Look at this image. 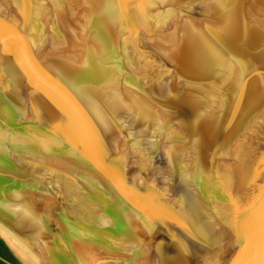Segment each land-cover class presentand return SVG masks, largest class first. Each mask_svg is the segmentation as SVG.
<instances>
[{"label":"water","instance_id":"95a60500","mask_svg":"<svg viewBox=\"0 0 264 264\" xmlns=\"http://www.w3.org/2000/svg\"><path fill=\"white\" fill-rule=\"evenodd\" d=\"M0 1V64L30 84L6 85L0 77L1 113L6 109L3 102L15 110L14 120L0 119V129L12 131L15 139L0 144L38 146V135L43 136V144H58L109 201L103 196L91 199L89 211L78 212V221L66 224L69 233H78L79 239L87 229L83 217L97 215L94 209L108 206L114 214L128 209L135 222L127 236L133 232L160 240V255H166L163 264H214L215 250H220L231 224L224 202L245 157L252 180L244 208L234 205L236 225L224 262L264 264V157L252 159L264 131V27L259 18L264 0H167L163 13L147 29L140 26L132 0H111L79 32L75 26L79 42L71 33L77 48L80 43L84 49L83 62L61 49L45 48L53 60L42 57L26 38L16 1ZM95 33L101 40H95ZM125 35L128 42L122 50L116 37ZM132 47L139 57L130 53ZM61 62L70 71L86 69L108 79V90L86 78L84 85L92 96H78V88L57 71L55 63ZM17 153L29 158L0 149V195L3 191L26 208V198L32 199L36 191L25 176L40 178L38 171L43 170L66 174L26 150ZM187 184L202 201L203 221L210 223L207 231L202 228L207 222L199 224L189 212L183 189ZM34 199L38 210L36 203L45 201ZM9 202L0 204V226L14 232L22 211ZM25 208L23 214L29 209ZM138 225L145 228L136 230ZM211 226L216 231L209 237ZM0 237L20 264H30L1 229ZM52 254L60 264H69L61 245Z\"/></svg>","mask_w":264,"mask_h":264},{"label":"bare ground","instance_id":"6f19581e","mask_svg":"<svg viewBox=\"0 0 264 264\" xmlns=\"http://www.w3.org/2000/svg\"><path fill=\"white\" fill-rule=\"evenodd\" d=\"M7 1H9V0H7ZM14 1H16L15 2V5H16L15 8L18 9L16 11L19 12V14H20V19L22 21L23 27H25L26 29L30 28L29 29L30 31L28 30L29 33H28V39L27 40L32 46H34V47L36 46L35 47L36 51L38 53H40V55L42 57L44 56L46 59H52L53 58L52 55L50 56L49 54L46 53L47 52V50H46L47 44H49L51 46L59 47L65 54L70 53L72 55V57H74V55L75 56L77 55L78 59L80 57L82 62L84 61V57H85L84 55L85 54H84L83 47L80 45V43H78V48H77L76 44H74V42H73L74 38L73 39L71 38L72 34H73V36L76 39L78 37V42L80 41L81 36L78 32L81 29V27H80V25H78L79 23L77 24L75 22L76 18L73 15L74 14L73 11L71 12L67 8V6L64 5V3H65L64 0H14ZM77 1H79V0H77ZM84 1H82V2L80 1L81 4H83ZM86 1L84 3H87ZM132 1L134 4V8H139L141 6V10H142L141 12L143 13V15L144 16L147 15L149 17L148 18V22H149L148 24L145 23V21H144V23L147 24L148 26L150 24H153L154 21H156L155 19H157L158 15H161L163 13L164 9L167 7V0H158V1L157 0H132ZM62 2H63V4H62ZM80 2H78V3H80ZM94 2H95V0H94ZM110 2H111V0H102L98 4L96 3V5L93 6V8H91L90 4H89L88 8H90L91 11L87 8V10L90 11V12H87L89 14L88 19H91L93 17V15H94L93 12H98L100 9L106 8V6L110 5L109 4ZM1 3L2 2L0 1V11L2 12V11H4V7ZM74 3H75V0H74ZM76 4L74 5V8H75V6H78ZM46 5H48V6H46ZM85 5H87V4H83V7ZM53 10H55L56 13ZM10 11H11V9H10ZM142 13H141V15H142ZM259 18H260V23L264 27V10L263 9H260ZM138 19H141V17H138ZM142 19H144V17ZM139 21H141V20H139ZM87 23H88V20L86 22V25H88ZM139 24L142 28L147 29V27L144 26L145 24L143 25L140 22H139ZM75 26L76 27L78 26V32H76ZM261 31H262V29L260 26V30L258 32V35L261 34ZM104 32H105V30H104ZM68 33H70V34H68ZM105 33L107 35L109 34L108 32H105ZM69 35H70V37H69ZM41 36H43V38L45 39L43 42L38 41L39 39H41ZM94 37L96 38L95 40H101V37L96 33L94 34ZM262 37H264L263 34H262ZM127 39L128 38L125 35V36L119 37L116 40V43L118 41L120 42L119 46L122 50L125 49V45H126L125 43L128 42ZM95 40H94V42H96ZM130 53H132V51ZM3 57H4L3 53L0 52V59H2ZM137 59H138L137 65L139 66V68L140 67L143 68V64L139 60L140 58H137ZM61 64H62V62H61ZM62 65L55 63V66H56L59 74L62 75L64 78H66L67 81H69L71 84H74L75 88L76 87L78 88V91H79L78 96L81 93H82L83 97H86L89 95L92 96L91 95L92 90L86 86L87 84L84 85V83L87 81L90 83V81L94 80V81H97L99 83L101 88H103V89L109 88L108 79L106 80L103 77L98 78L96 76H92V74L90 73L91 71H88L86 69H82L83 71H81V72L78 71V73L74 72L73 70L70 71V70H68L69 68L67 66H65L66 67L65 68L64 65L63 66ZM3 67L4 66L2 64H0V77L2 76L5 78V80L7 82L6 85L15 84V85H18L21 87L23 86L25 88H28L30 86V84L26 81V79L23 78L22 76H20L18 73H16L17 71H15L14 69H13L14 71L12 69H10V66H7V70ZM131 69L133 70V73H135L136 76L139 75L140 72L136 71L134 66ZM86 78H87V81L85 80ZM82 95H80V96H82ZM2 104L6 107V109H3L2 113H1L2 110L0 109V114L2 116V117H0V119L7 120V121L11 120V119L14 120L15 119V115H14L15 113H13V111H15V110L7 108L8 105L6 102H3ZM0 126H2L1 121H0ZM38 136H39L37 139L38 140L37 141L38 146L31 145L28 147L27 146L24 147L23 145H20L17 142L16 143L11 142V144H5V145L0 144V149H3V151H6V152L9 151L12 154H14V153L16 154L17 152H20V151L23 152L26 150L29 153V155H32L36 158H39V159H42L45 161H49L53 166H55L58 169H64L67 167V169H70L73 174H72L71 178H69L70 180L69 179L62 180V178H59L60 176H57L58 177L57 179L48 178V176H46V174H52L53 175V173L45 171V170L38 171L41 174L40 178H38V177L34 178V177L29 176V175L25 176V178L27 179V182L30 186V189L36 191V193H35V195L31 196L32 199L24 197V198H26V203L24 205L26 206V208L29 207L28 210H30V212L28 210H24V214H23V209L25 207L21 206L20 204L13 203V198L9 199V197L5 194V192H3V191L1 192L0 204L3 203L4 201L8 200V201H10L9 203H12L15 210H16V208H18V209L21 208V211H22L20 215L18 214L16 216V220L14 221L16 226H17V228H16V230H14V232H13V230L8 231L5 228H3L2 226H0L2 234L5 236V238L8 240V242L12 245V247L30 264H54V263L60 264L61 260L59 257H58L59 258V260H58L55 256H53L54 257L53 259L55 260V262H53L52 256L49 254V252H48L49 250L47 247V246H49V248L51 247L50 252L52 251V253H53L54 251L55 252L57 251V246H59V245H61L62 252L66 256V259L68 260L69 264H93V263L95 264L96 258L93 259V262H91V260L85 261L86 260L85 256L87 254L88 255L92 254V256L96 257V256H98L99 253L102 254L101 260L104 261L105 264H146V263L151 264L150 261L148 260L149 259L148 256L146 255L147 256V258H146L145 256L142 255V253H144V251H145V247L142 244L140 245V243L137 242V244L134 245V251H133V250H131L130 246H128L129 242L126 238L129 239V237L126 236V231H125V233H124V231L122 233H119V235H118L119 237L117 236L118 229H117L116 225L114 224V222L112 221V219H115L113 217H115L116 214H114L113 209L109 208L108 206H102L98 210L94 209V213L97 212L98 216H99V214H103V216H105L110 222H112V223L107 224V223H104L98 219L102 223V227H101L102 241L100 240V242L95 244L94 240H92V238H90V236L87 235V233H89V231H90L89 228L86 229L85 232L82 234V236L84 235L86 238L88 237L91 239V241H92V242H90L91 252H88L86 247L83 246V243L79 242V241H85L84 238L81 236L78 239V235H77L78 233H75L77 235V237L75 236V234L73 235V233H69V231H71V229L65 228L66 226L64 225V223H62V227H63L62 228V232H63L62 234L59 232V230H58L59 228L55 229V227H56L55 225L58 222H56L55 220H53V222H52L51 221L52 219H50V217L51 216L59 217L62 215L57 216L58 214L56 213V211L57 212H59V211L56 210V208L53 205H55V204L61 205V206L65 207L71 211L78 212L79 209L78 210L74 209L73 207H71L68 204V203H70V204H74L75 206L81 207L85 211H89V209L87 207L91 206L90 204H88L87 202H85L83 200H77L76 199V192H77L78 188H81L82 186L86 185L90 189H93V191L96 194L101 192L98 195L103 196L102 198L104 199V202L106 200V203L109 204L108 203L109 201L106 199V193H103L102 190H100L98 184L94 181L93 178H91L90 175H88L87 173L85 174L86 176H83V177H82V175H80V174H82V172L77 170V167L74 164L72 159L65 157V155L63 154L64 153L63 149H61V147L58 144H56V146H53L54 148L53 147L49 148L46 146V143L45 144L42 143L43 142V139H42L43 136H41V135H38ZM6 138H11V140H12V138L15 139L14 133L10 130L0 129V141L3 139L5 140ZM256 145H257V147L254 149V154L252 155V159L259 158L260 156L264 157V131L261 134V137L257 141ZM243 158L245 160H242V164L238 167L239 169L237 170L239 178L236 179V181L232 184V194H230L228 199H226L227 201L224 202L225 213L227 215V219L230 220V222H231V224L226 222V225L229 224L228 229H229V232L231 234L229 232H227L225 239L223 241L221 240L219 242L220 250L216 249L217 248V245H216V248H215L216 249L215 250L216 251V253H215L216 259L214 260V264H225L224 255L227 251H229L230 247L232 246V242H233L232 231H233L234 226L236 225V223L234 224V222H233L234 216H232L235 213L234 208H236V206L234 207V205H235V203H239V205H238L239 208L240 209L244 208L243 205H244V200L246 197V193H245L246 187L251 184L250 181L252 180V176H251L250 169H249L250 168V166H249L250 161L246 160L248 158H245V157H243ZM49 179H51L50 182H49ZM45 186H46V188H45ZM30 189H28V190H30ZM183 189H184V198L186 201H188V205L190 207L189 212L192 214V216H193V214L195 216V217H193V220L200 221L199 224H201V223L203 224V222H207V223H204L202 225V228L205 227V230L207 231L208 226H209L208 224H210V223L207 220V218L205 221H203L205 212L203 210L204 209L203 205L201 206V203L199 204V202H202V201H199V199H198L199 197L197 198V196L195 195L191 185L187 184L186 186H184ZM2 190H5V188H3ZM35 196L37 199H38V197H40V198H43L45 201L42 205L40 203H36L40 206L38 210L35 207V202L38 201V200L34 199ZM231 200H233V201H231ZM86 203L88 205H86ZM1 205H4V207H5V206H7V203L1 204ZM38 205H37V207H38ZM15 206H16V208H15ZM35 208L39 212H36ZM244 210L245 209H243V211ZM65 213H67V212H65ZM117 214H119L118 211H117ZM69 216H70L69 217L70 220H72V221L77 220L78 221V217H76L75 215L70 214ZM17 217H21V219H18ZM132 218H133V216L129 217V219H127L129 221L131 220L130 225L132 224V222H135ZM69 219H68V221H69ZM65 222H67V220ZM42 223L47 225V227H49V228L43 226ZM113 225H115V226H113ZM141 225H142V222H141ZM113 228L116 231H114ZM123 228H126V226ZM135 228H136V230H138L137 228H139L142 231V226L140 227L138 225V227H135ZM222 229H223V227H222ZM51 230H53V232ZM215 231H216V229L212 228V226H211L210 227V233H208V236L209 237L213 236L212 233H214ZM120 232H121V230H120ZM140 238L143 240L142 237H140ZM147 240L150 242V244L154 248L159 250V248L161 246L160 240H156L154 238H151V235H150V238ZM212 240L214 241V239H212ZM54 241H56V242L54 243ZM29 244H31V246H32V248H30L31 249V251H30V257L31 258L26 253H24V251H23V249H25V247L26 248L29 247L28 246ZM213 244H214V242H213ZM212 247L214 248V246H212ZM199 248L201 249V247H199ZM27 250H28V248H27ZM133 252H135V253H133ZM202 252L204 253V250H202ZM55 255H57V253ZM164 256L166 257V255H164ZM164 256L162 257L160 255V252H159V256H155V257L157 259L159 258L158 260H160V264H163L166 261ZM221 260H222V262H221ZM200 261H202V260H200ZM208 263L209 262L206 263L203 261L202 264H208ZM211 264H213V262Z\"/></svg>","mask_w":264,"mask_h":264},{"label":"rangeland","instance_id":"374dc122","mask_svg":"<svg viewBox=\"0 0 264 264\" xmlns=\"http://www.w3.org/2000/svg\"><path fill=\"white\" fill-rule=\"evenodd\" d=\"M82 1H84V0H79V1H77V0H75V3H74V0H64V5L65 6H67V8L72 12L73 11V15L75 16V18H76V20H75V22L78 24V25H80V27H81V29H83L84 27H85V25H86V22H87V20H89L88 18H89V14L87 13V12H90L91 11V9L90 8H88L89 7V4H90V7L91 8H93V6H95L96 5V3L98 4L100 1H102V0H95V2H94V0H85L87 3H84L83 2V4H87V5H85L84 7H83V4H81V2ZM90 1V2H89ZM98 1V2H97ZM158 1V0H157ZM78 2H80V3H78ZM77 3V4H76ZM78 5V6H75V8H74V5ZM82 5V6H81ZM46 6H48V5H46ZM81 6V7H80ZM78 7V8H77ZM136 7V6H135ZM87 8L90 10V11H88L87 10ZM95 8V7H94ZM86 11H85V10ZM54 12H55V10H53ZM76 11V12H75ZM135 13H136V17H137V20L139 21V20H141V21H139L140 23H142L143 25L145 24V23H149L148 22V16L146 15V16H144L143 15V13L141 12L142 10H141V6L139 7V8H135ZM142 13V15H141V13ZM56 13V12H55ZM93 13H95V12H93ZM160 15H158V17H159ZM138 17H141V19H138ZM144 17V19H142ZM157 17V18H158ZM146 18V19H145ZM157 20V19H156ZM144 21H145V23H144ZM89 22V21H88ZM85 23V24H84ZM87 24H89V23H87ZM147 24H145L144 26H148ZM150 27H152V26H150ZM32 28V27H31ZM30 29V28H29ZM28 28L26 29L25 28V33H26V38L28 39V30H29ZM30 31V30H29ZM120 36H117L116 37V40L119 38ZM39 39V38H38ZM45 39L43 38V36H41V39H39L38 41L39 42H43ZM118 44V47H119V41L117 42ZM47 48L49 49V50H58V51H60V48L59 47H57V46H51V45H49V44H47ZM131 50H132V54H134V55H136V56H138L140 53H139V50H137L136 48H134V47H132L131 48ZM139 57V56H138ZM0 117H2L1 116V114H0ZM7 153H9V151L7 152ZM14 155L15 156H17V157H21V158H29V157H27L26 155H24V154H22V153H14ZM60 170H63L64 171V173L66 174V177H62V176H60L59 178H62V180H65V179H69V178H71V176H72V171L70 170V169H67V167L66 168H64V169H60ZM86 173H83L82 172V174H80V175H82V177L83 176H86L85 175ZM46 176H48V178H54V179H57L58 177L56 176V175H52V174H46ZM50 176V177H49ZM61 180V181H62ZM70 180V179H69ZM51 181V179H49V182ZM42 188V187H41ZM45 188H46V186H45ZM81 189L83 190V191H78L77 190V192H76V199L77 200H83V201H85V202H87L88 204H90V205H92L91 204V202H90V200L91 199H94L95 197H97V198H100V196L98 195V194H96L94 191H93V189H90L89 187H87L86 185H84V186H82L81 187ZM97 196H96V195ZM75 196V195H74ZM82 203V202H81ZM86 203V205H88ZM71 207H73L74 209H76V210H78V212H82V211H85V210H83L81 207H79V206H75L74 204H70V203H68ZM55 208H56V210H58L59 212H57L56 211V213L58 214L57 216H59V215H62V216H59V217H53V216H51L50 217V219H52L51 221L53 222V220H55L56 222H58V223H56V227H55V229H58L59 230V232L62 234L63 232H62V223H64V225L66 226L65 228H68L69 229V227H68V225H66V224H68V219H69V215L71 214V215H75L76 217H78V212H74V211H71V210H69V209H67V208H65V207H63V206H61V205H53ZM63 211V212H62ZM67 212V213H65V212ZM73 212V213H72ZM88 212V211H87ZM128 212V213H127ZM118 213H119V215L118 216H116L115 215V217H113V218H115V219H112V221L114 222V224L116 225V227H117V229H118V233H117V236L119 235V233H122L123 231L125 232L126 231V236H127V233L129 232L127 229H128V227L130 228V231H131V227L133 228V225L131 224L130 225V222H131V220L129 221V220H127V219H129V217H131V216H134L135 217V214H133L131 211H129L128 209H127V211L126 212H124V211H118ZM69 214V215H68ZM87 214V213H86ZM121 214V215H120ZM129 214V217H126V215H128ZM131 214V215H130ZM96 217L97 219H94V217ZM123 218H122V217ZM86 217H87V215H86ZM85 216L83 217L84 219H86V221H84V220H82V221H84V224H86L85 226H86V228L88 229L89 228V233H87V235L88 236H90V238H92V240H94V243L95 244H97L98 242H100V240L102 241V238H101V235H102V232H101V227H102V223L99 221V220H101L102 222H104V223H107V224H109V223H112V222H110L105 216H103V214H99V216H97V215H92V217H93V219L92 218H90V220H87V218H89V217H87L86 218ZM119 217V218H118ZM133 217V218H134ZM18 219H21V217H17ZM63 218V219H62ZM137 218V217H136ZM99 219V220H98ZM117 219V220H116ZM119 219V220H118ZM125 219V220H124ZM67 220V222H65ZM70 220V219H69ZM96 220V221H95ZM50 221V222H51ZM98 221V222H97ZM123 221V222H122ZM134 221H135V219H134ZM96 222V223H95ZM128 222V223H127ZM115 225H113V226H115ZM125 227L126 226V228H123V227ZM124 230H123V229ZM142 229H144V227L142 226ZM113 230L114 231H116L114 228H113ZM120 230H121V232H120ZM52 232H53V230H51ZM131 233V232H130ZM133 233V232H132ZM131 233V235L130 236H127V237H129V239L128 238H126L127 240H128V242H129V244H128V246H130V248H131V250H133L134 251V245H136L137 244V242L138 243H140V245L142 244L144 247H145V251H144V253H142V255L143 256H145L146 258H147V256H148V260L150 261V263L151 264H160V260H158L155 256H159V250L158 249H156V248H154L151 244H150V242L146 239V237L145 238H143V240L140 238V236H139V234L140 233H137V234H132ZM82 235V234H81ZM143 235V234H142ZM83 238H84V240L85 241H80V242H82L83 243V246L84 247H86V249H87V251L88 252H91V246H90V242H92L91 241V239L90 238H86L84 235L82 236ZM119 237V236H118ZM33 240V239H32ZM130 240V241H129ZM88 242V243H87ZM144 244H143V243ZM62 244V243H61ZM101 244V243H100ZM29 247H27L28 248V250H27V248L25 247V249L27 250H25V249H23V251H24V253H26L29 257H30V251H31V249L30 248H32V246H31V244H29L28 245ZM47 247H49V246H47ZM50 248H48V250H49ZM49 252V254L52 256V260H53V262H55V260L53 259L54 257H53V255H52V251L50 252V250L48 251ZM133 253H135V252H133ZM91 254V253H90ZM147 255V256H146ZM50 256V257H51ZM31 258V257H30ZM85 258H86V260L85 261H89V260H91V262H93V259H95V264H105V262L104 261H102L101 260V258H102V254L101 253H99L98 254V256H92V254L91 255H86L85 256ZM84 259V258H83ZM54 264H56V263H54ZM94 264V263H93Z\"/></svg>","mask_w":264,"mask_h":264},{"label":"trees","instance_id":"16d2710c","mask_svg":"<svg viewBox=\"0 0 264 264\" xmlns=\"http://www.w3.org/2000/svg\"><path fill=\"white\" fill-rule=\"evenodd\" d=\"M0 257L6 261H9L12 264H20L18 259L14 256L12 251L6 245L4 240L0 237ZM0 264H7L4 261L0 260Z\"/></svg>","mask_w":264,"mask_h":264}]
</instances>
